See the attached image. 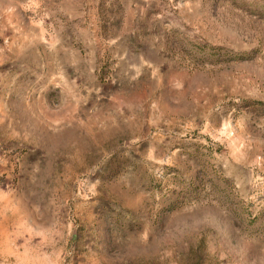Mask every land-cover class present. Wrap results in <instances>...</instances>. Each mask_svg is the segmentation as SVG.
I'll return each instance as SVG.
<instances>
[{"label":"rangeland","instance_id":"374dc122","mask_svg":"<svg viewBox=\"0 0 264 264\" xmlns=\"http://www.w3.org/2000/svg\"><path fill=\"white\" fill-rule=\"evenodd\" d=\"M0 264H264V0H0Z\"/></svg>","mask_w":264,"mask_h":264}]
</instances>
